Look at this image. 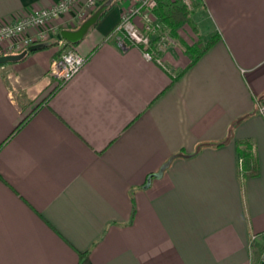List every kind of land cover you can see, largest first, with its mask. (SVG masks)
I'll return each mask as SVG.
<instances>
[{
  "label": "crops",
  "instance_id": "obj_1",
  "mask_svg": "<svg viewBox=\"0 0 264 264\" xmlns=\"http://www.w3.org/2000/svg\"><path fill=\"white\" fill-rule=\"evenodd\" d=\"M60 1L0 0V27ZM104 4L73 45L86 64L61 84L49 73L58 34ZM130 6L77 0L39 29L47 40L26 33L55 45L0 64V264H260L264 0H195L194 23L179 28L208 43L193 64L174 38L164 65L118 47ZM10 44L0 52H20ZM243 140L256 144L259 174L241 184Z\"/></svg>",
  "mask_w": 264,
  "mask_h": 264
},
{
  "label": "built area",
  "instance_id": "obj_2",
  "mask_svg": "<svg viewBox=\"0 0 264 264\" xmlns=\"http://www.w3.org/2000/svg\"><path fill=\"white\" fill-rule=\"evenodd\" d=\"M77 0H61L57 4L43 8L32 15L6 22L0 27V43L10 40V48H27L36 42L31 36L26 35L30 29H38L39 36L44 37L46 31L40 28L48 26V23L61 15L69 12ZM98 0H87V7L93 8ZM188 9L192 10L195 0H183ZM157 0H131V6L122 16L121 21L115 27L112 36L116 45L123 48L127 43L141 48L147 60H154L164 65L160 53L169 45L175 43L170 35L167 25L157 18ZM78 18L84 19L85 11L78 13ZM140 18L142 25L136 19ZM158 33L159 39L153 43V35ZM66 42V41H65ZM67 43V42H66ZM66 50L59 58L51 63L49 73L65 84L77 75L88 60V56L77 50L72 44H68ZM2 55V52H0ZM259 112L264 118V100L259 102ZM242 167L243 160L240 159ZM260 264H264V248L260 257Z\"/></svg>",
  "mask_w": 264,
  "mask_h": 264
},
{
  "label": "trees",
  "instance_id": "obj_3",
  "mask_svg": "<svg viewBox=\"0 0 264 264\" xmlns=\"http://www.w3.org/2000/svg\"><path fill=\"white\" fill-rule=\"evenodd\" d=\"M157 1L159 3L156 9L157 15L167 24L171 37L178 42V44L186 54H189L191 56V64L195 63L207 48L208 43H204L203 45H201L202 42L198 41L194 44H189L179 34V28L181 27L184 21L194 23L192 20V10H189L186 7L183 0H157ZM106 12L107 10L104 12V14ZM87 17L88 15L85 17V19ZM158 39L159 36L157 35V37H154L153 43L156 44ZM49 45H53V43L47 44L43 42L42 43L37 42L34 45H30L28 47V51L26 55H28L30 52H33L35 50L48 47ZM223 144L224 142H220L218 144H214L213 146L217 147ZM237 154L239 158L243 160V165L239 173L241 184H243L245 179L249 177L257 176L259 174L258 153L255 142L252 140H243L237 142ZM182 156L183 154L180 153L176 154L171 158L170 161ZM167 166L168 164L166 165V167ZM155 176L156 174L152 175L151 178ZM85 255L86 254H81V258H83V256Z\"/></svg>",
  "mask_w": 264,
  "mask_h": 264
},
{
  "label": "water",
  "instance_id": "obj_4",
  "mask_svg": "<svg viewBox=\"0 0 264 264\" xmlns=\"http://www.w3.org/2000/svg\"><path fill=\"white\" fill-rule=\"evenodd\" d=\"M109 4H104L100 6L95 12H93L88 18H86L78 28L74 30L63 29L58 34V39L64 40L69 44L75 45L82 41L85 36L89 33L90 29L95 26L100 18L103 16L104 12L107 10ZM26 52L21 54H8L0 56V64L7 62H17L24 58Z\"/></svg>",
  "mask_w": 264,
  "mask_h": 264
},
{
  "label": "rangeland",
  "instance_id": "obj_5",
  "mask_svg": "<svg viewBox=\"0 0 264 264\" xmlns=\"http://www.w3.org/2000/svg\"><path fill=\"white\" fill-rule=\"evenodd\" d=\"M97 10V9H96ZM46 37V38H45ZM48 39V33H45V35H44V38L43 39H41V38H39L38 40H47ZM37 42H40V41H36V43ZM36 43H33L32 45H34V44H36ZM42 43V42H41ZM44 43V42H43ZM56 43H53V45H55ZM191 44V43H190ZM192 44H194V43H192ZM30 46V45H29ZM61 46V48H60V50H59V53H58V56H57V58H59L66 50H68V45H67V43L63 40V43L60 45ZM18 51H20L19 53H17V54H21V53H23V52H26V51H28V47L27 48H20V49H18ZM8 54H13V53H2V55H0V56H4V55H8ZM57 58H55V59H57ZM51 75V74H50Z\"/></svg>",
  "mask_w": 264,
  "mask_h": 264
}]
</instances>
